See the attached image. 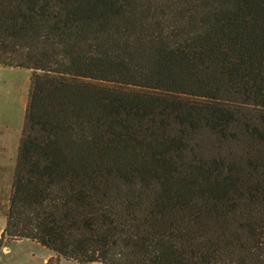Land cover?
Instances as JSON below:
<instances>
[{
	"label": "trees",
	"instance_id": "1",
	"mask_svg": "<svg viewBox=\"0 0 264 264\" xmlns=\"http://www.w3.org/2000/svg\"><path fill=\"white\" fill-rule=\"evenodd\" d=\"M34 72L0 248L77 264H264V0H0Z\"/></svg>",
	"mask_w": 264,
	"mask_h": 264
},
{
	"label": "rangeland",
	"instance_id": "2",
	"mask_svg": "<svg viewBox=\"0 0 264 264\" xmlns=\"http://www.w3.org/2000/svg\"><path fill=\"white\" fill-rule=\"evenodd\" d=\"M34 72L0 65V234L5 225L15 161ZM0 264H77L59 258L40 244L27 240L5 241Z\"/></svg>",
	"mask_w": 264,
	"mask_h": 264
}]
</instances>
